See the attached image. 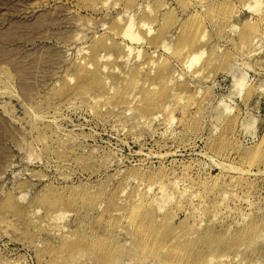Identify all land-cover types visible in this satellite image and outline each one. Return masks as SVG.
I'll return each mask as SVG.
<instances>
[{
    "label": "rangeland",
    "instance_id": "obj_1",
    "mask_svg": "<svg viewBox=\"0 0 264 264\" xmlns=\"http://www.w3.org/2000/svg\"><path fill=\"white\" fill-rule=\"evenodd\" d=\"M260 3L0 0V264H264Z\"/></svg>",
    "mask_w": 264,
    "mask_h": 264
},
{
    "label": "bare ground",
    "instance_id": "obj_2",
    "mask_svg": "<svg viewBox=\"0 0 264 264\" xmlns=\"http://www.w3.org/2000/svg\"><path fill=\"white\" fill-rule=\"evenodd\" d=\"M255 1V5L254 6H252V5H250V8L251 9H256L257 8V6H259V5H261L262 3H260V0H254ZM250 4V3H249ZM250 10V9H249ZM251 11V10H250ZM258 12V11H257ZM123 15V14H122ZM122 17V16H121ZM235 17V16H234ZM120 18V17H119ZM262 18H264V15H262ZM133 19V18H132ZM261 19V18H260ZM134 20V19H133ZM119 21H121V20H119ZM124 21V20H123ZM129 22V21H128ZM127 22V24L124 26V29H123V32H121V33H123V34H125L128 38L127 39H129L132 43H137L138 41H140L141 39H142V37L139 35V33L137 34V32H135V31H133L132 32V28H133V25H134V21L132 22V20H131V22H129L128 23ZM146 25V24H145ZM139 32V31H138ZM150 33V32H149ZM148 33V34H149ZM122 34V35H123ZM124 35V36H125ZM204 35H206L205 33H204ZM125 36V37H126ZM202 38V37H201ZM201 38H199V40L201 39ZM203 40V39H202ZM143 41V39L141 40V42ZM152 41H153V38H152ZM100 42H102V41H100ZM145 42V41H144ZM197 42H198V39H186L185 40V42L183 41V43L181 44V45H179L180 47L177 49V50H175V53H174V55L176 56H181L182 57V55H184V56H186L187 58H188V62H190L191 64H188L189 66V68L188 69H190V66L192 65H194V64H192V62H195V64L196 63H198V62H200V60L202 59V56L203 55H205L204 54V49L203 48H201V47H197ZM102 43H105V42H102ZM99 44V43H98ZM103 46H102V48L104 47V44H102ZM165 45L166 44H164L163 45V47H165ZM93 46V45H92ZM97 43H96V45L95 46H93V47H96L97 48ZM131 46V45H130ZM130 46H129V48H130ZM92 47V48H93ZM125 47H126V45H125ZM128 47V46H127ZM132 47V46H131ZM96 48H94V50L96 49ZM99 48V47H98ZM101 48V49H102ZM128 48V49H129ZM125 49V48H124ZM128 49H127V51H128ZM93 50V51H94ZM131 50V49H130ZM98 50H96V52H97ZM100 51V50H99ZM132 51V50H131ZM139 52H140V50H139ZM100 53V52H99ZM98 52H97V54H99ZM93 54H94V56L95 55H97L96 53H95V51L93 52ZM92 54V55H93ZM141 54V53H140ZM172 55V54H171ZM100 57H101V55H99V59H100ZM102 57H103V55H102ZM96 57H94V59H95ZM90 59V58H89ZM92 59V58H91ZM91 60V61H93V63H94V61L96 60V63H98L97 62V59H95V60ZM99 61V60H98ZM166 61L167 60H165V62L164 63H166ZM192 61V62H191ZM146 62V61H145ZM144 62V63H145ZM168 62V61H167ZM186 62H187V59H186ZM83 63H84V61L81 63L82 65H81V70H80V72H79V76H78V78H79V80L82 82V81H86V80H88V81H91V80H94V79H96V78H93V76L95 75V73L96 72H98L97 71V69H99L100 71H101V66L99 67L98 66V68H96V69H94V71H90L89 69H90V66H89V64H90V60H89V64L86 62V64H84L83 65ZM137 63V62H136ZM211 63V62H210ZM99 64V63H98ZM152 64V63H151ZM141 66V65H140ZM79 67H80V65H79ZM89 67V71L91 72H89V71H87L86 69ZM97 67V66H96ZM95 68V67H94ZM172 68V67H171ZM135 69V68H134ZM138 69V68H137ZM140 69V68H139ZM192 69V68H191ZM133 70V69H132ZM196 70H199V69H196ZM100 71L98 72V73H100ZM137 71V70H136ZM141 71V70H140ZM147 71V70H146ZM150 71V70H149ZM152 71H154V70H152ZM160 71L161 70H159L158 72L160 73ZM200 72H201V70H199ZM135 72V71H134ZM138 72V71H137ZM200 72H197L198 74L197 75H199V73ZM102 73V72H101ZM150 73V72H149ZM159 73H157V75L159 74ZM195 73H196V71H195ZM132 74V73H131ZM93 75V76H92ZM98 75V74H97ZM156 75V76H157ZM161 75V74H160ZM96 76V75H95ZM105 75H103V77H104ZM156 76L154 77V78H156ZM200 76V75H199ZM97 77V76H96ZM100 77V76H99ZM98 77V78H99ZM135 77V76H134ZM161 78H163V80L166 82V85H165V87L166 86H170V84L172 83L171 81H173V80H171V77L170 76H167V75H162V76H160ZM159 77V75L157 76V78H160ZM73 78V77H72ZM71 78V79H72ZM96 79V80H100V79ZM105 78V77H104ZM130 78V77H129ZM136 78V77H135ZM133 79V78H132ZM139 80V79H138ZM95 81V80H94ZM94 81H91V82H94ZM101 81V80H100ZM130 81V80H129ZM150 81V80H149ZM99 83V82H98ZM137 83V82H136ZM153 83H155V82H153ZM96 84V83H95ZM97 85V84H96ZM177 85V84H176ZM60 86H62V85H60ZM98 86V85H97ZM156 86V85H155ZM87 87V86H86ZM143 87V86H142ZM94 88V87H93ZM147 88V87H146ZM145 88V89H146ZM110 89V88H109ZM118 89V88H117ZM121 89V88H120ZM143 90V89H142ZM141 90V91H142ZM81 92V91H80ZM84 92V91H83ZM108 92V91H107ZM149 92H150V94H148L147 96H149L150 95V98H148L147 96H146V98H148V99H146L147 100V102L146 101H144V103H145V107L146 108H148V110H151V109H153L154 108V102H156L157 101V103H158V100L156 99V98H154L153 96H152V98H151V94H153V93H156V91H155V88H153V90H149ZM148 92V93H149ZM153 92V93H152ZM143 93V92H142ZM60 94H61V92H60ZM176 94V93H175ZM173 95V94H172ZM136 96V95H135ZM138 97V96H137ZM102 98V97H101ZM134 98V97H133ZM136 99V98H135ZM135 101V100H134ZM156 104V103H155ZM153 105V106H152ZM131 106V105H130ZM143 106V105H142ZM144 107V106H143ZM144 107V108H145ZM150 107H151V109H150ZM153 107V108H152ZM142 108V107H141ZM168 108V107H167ZM144 110V109H143ZM145 112H147V111H145ZM152 112V111H151ZM183 112V111H182ZM152 114H153V112H152ZM244 172V171H243ZM250 172V171H249ZM241 174H242V172H241ZM244 174V173H243ZM249 175V174H248ZM238 179H240V178H238ZM244 183H245V181H244ZM243 183V184H244ZM161 187V186H160ZM164 187V186H163ZM164 189V188H163ZM162 189V187H161V192L162 193H164L163 191L165 190H163ZM124 195V194H123ZM121 199V198H120ZM137 199V198H136ZM140 198H138L137 200H139ZM161 198H159L157 195H155V196H153V198L151 199V203L152 204H154L157 200H160ZM101 200V199H100ZM135 200V199H134ZM166 201V200H165ZM204 201V200H203ZM100 202V201H99ZM163 202V201H162ZM41 204V203H40ZM134 205H132V208H134L133 209V212H137L138 210H140L139 209V206H137V204L136 203H133ZM139 204V203H138ZM145 205V204H144ZM31 206V205H30ZM165 206H166V202H165V204L163 203V205L161 206V209H164L165 208ZM49 208V207H48ZM109 208V207H108ZM140 208H142V206L140 207ZM117 209V208H116ZM202 209V208H201ZM62 210V209H61ZM160 210V209H159ZM94 211V210H93ZM117 211V210H116ZM115 211V212H116ZM202 211V210H201ZM200 211V212H201ZM62 212V211H61ZM119 212V211H118ZM122 212V211H121ZM140 212V211H139ZM117 213V212H116ZM176 213V212H175ZM135 214V213H134ZM169 216H170V214L168 215V214H166L165 215V218H169ZM53 220H55V219H53ZM81 223V222H80ZM67 228V227H66ZM86 228V227H85ZM197 228V227H196ZM230 229V228H229ZM258 234V233H257ZM84 235V234H83ZM192 241V240H191ZM74 242V241H73ZM192 243V242H191ZM166 244V243H165ZM164 244V245H165ZM164 247V246H163ZM73 254H75V253H73ZM72 255V254H71ZM84 257V256H83ZM201 258H202V256H201ZM73 259V258H72ZM78 259V258H77ZM88 259H90V258H88ZM216 260V259H215ZM90 261V260H89ZM213 261V260H212ZM116 262V261H115ZM104 263V262H103ZM102 263V264H103Z\"/></svg>",
    "mask_w": 264,
    "mask_h": 264
}]
</instances>
